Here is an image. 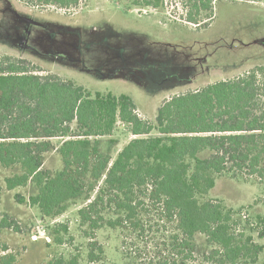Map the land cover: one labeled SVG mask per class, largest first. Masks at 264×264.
I'll return each mask as SVG.
<instances>
[{
	"label": "trees",
	"instance_id": "16d2710c",
	"mask_svg": "<svg viewBox=\"0 0 264 264\" xmlns=\"http://www.w3.org/2000/svg\"><path fill=\"white\" fill-rule=\"evenodd\" d=\"M17 1L38 10L65 11L84 2ZM126 1L140 8L163 7V0H118ZM184 1L188 22L199 25L202 12L205 25L212 19L213 4L220 0ZM41 72L27 60L0 57V167L18 169L5 178V189L31 184L35 190L27 199L16 194L18 204L27 203L42 219L54 220L72 203L85 202L77 214L90 234L106 226L139 231V236L152 215L174 227L169 245L172 252L185 253L178 264H192L197 236L212 247L207 262L257 264L264 246L236 229L239 220L234 213L208 195L223 174L264 185L261 73H244L173 95L160 105L150 124L137 115L126 95L91 94L70 79ZM118 123L135 138L112 159L117 142L110 138ZM152 132L156 135L144 137ZM51 139L60 142L54 146ZM53 151L60 168L50 171L44 162ZM256 220L253 231L263 239L264 217ZM3 230L22 231L13 217L0 211V233ZM53 231L55 241L61 242L58 236L67 229ZM15 263L16 256L0 242V264ZM88 263L97 264L92 253Z\"/></svg>",
	"mask_w": 264,
	"mask_h": 264
},
{
	"label": "rangeland",
	"instance_id": "374dc122",
	"mask_svg": "<svg viewBox=\"0 0 264 264\" xmlns=\"http://www.w3.org/2000/svg\"><path fill=\"white\" fill-rule=\"evenodd\" d=\"M185 2L163 0L162 8L153 9L127 1L84 0L79 8L65 11L0 0V57L27 60L42 69L41 75L70 79L91 94L126 95L135 104L137 115L150 124L160 105L173 95L244 73H261L264 97V0H220L213 4L212 19L205 25L202 12L199 25L188 22ZM134 138L127 126L116 124L110 138L117 142L112 159ZM50 141L57 146L60 139ZM44 168H60L55 151L46 155ZM16 173V168L0 167V211L13 217L22 229L20 233H0V242L16 256L15 264H89V253L97 264L184 261L185 253L172 252L169 245L174 227L152 215L139 236V231L106 226L90 234L79 224L78 210L87 204L82 201L72 203L54 220L42 219L37 209L14 200L16 194L25 199L34 194L31 184L5 189V178ZM208 198L230 209L239 220L236 229L264 246V238L253 231L256 218L264 217V185L223 174ZM38 226L46 229L47 239H33ZM61 227L67 232L60 233L61 242H56L53 229ZM195 244L196 254L189 263L212 264L207 262L212 247L205 237L197 236ZM263 262L264 251L257 264Z\"/></svg>",
	"mask_w": 264,
	"mask_h": 264
},
{
	"label": "built area",
	"instance_id": "2783aa9c",
	"mask_svg": "<svg viewBox=\"0 0 264 264\" xmlns=\"http://www.w3.org/2000/svg\"><path fill=\"white\" fill-rule=\"evenodd\" d=\"M42 238H45V239L48 238L46 235V230L44 227L38 226L36 230L34 231L33 239L37 240V239H42Z\"/></svg>",
	"mask_w": 264,
	"mask_h": 264
}]
</instances>
